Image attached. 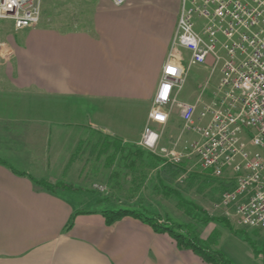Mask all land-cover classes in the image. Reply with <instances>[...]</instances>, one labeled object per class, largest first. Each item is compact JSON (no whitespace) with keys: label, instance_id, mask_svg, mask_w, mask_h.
<instances>
[{"label":"crops","instance_id":"0c3cea01","mask_svg":"<svg viewBox=\"0 0 264 264\" xmlns=\"http://www.w3.org/2000/svg\"><path fill=\"white\" fill-rule=\"evenodd\" d=\"M182 1H42L58 19L13 28L0 55V264H206L167 233L131 217L109 225L78 193L30 179L83 182L70 160L87 134L139 142L171 52L188 65L173 45Z\"/></svg>","mask_w":264,"mask_h":264},{"label":"built area","instance_id":"2783aa9c","mask_svg":"<svg viewBox=\"0 0 264 264\" xmlns=\"http://www.w3.org/2000/svg\"><path fill=\"white\" fill-rule=\"evenodd\" d=\"M39 19V0H0V21H11L15 30L34 28ZM174 44L189 53L188 65L171 52L140 146L171 164L193 157L216 178L228 172L234 188L214 207L242 226L264 229V0H183ZM208 58L212 68L223 62L216 93L203 102V88L193 103L178 102L189 65ZM174 107L181 133L195 137L177 148L159 147L158 128L168 124Z\"/></svg>","mask_w":264,"mask_h":264},{"label":"rangeland","instance_id":"374dc122","mask_svg":"<svg viewBox=\"0 0 264 264\" xmlns=\"http://www.w3.org/2000/svg\"><path fill=\"white\" fill-rule=\"evenodd\" d=\"M42 1H54V3L60 4L68 0H39L40 7ZM40 13L42 19L51 18L52 21L58 19L55 15L51 17L47 13L42 14V10ZM18 35L14 32L11 21H0V55L1 50L5 48V43L17 39ZM222 65L223 62L220 60L214 68H212V63L193 67L184 80L182 90L177 98L178 102L193 103L203 88L202 101H209L213 93L217 91L222 76ZM182 128L178 108L174 107L168 124L158 128L160 133L159 147L172 148L175 146L177 148L184 141L193 140L195 135L193 133H181ZM101 131L103 130L101 129ZM104 137L103 135L87 134L84 140L88 141V145L86 144L87 146L84 147L83 151L74 158V161H77V169L71 171H74L75 175L78 174V176L84 177V183L76 180L75 182H78L76 184L55 180L53 182L59 184L51 188L53 192H59L62 195H72L71 192L78 193V196L84 199V209L100 210L101 213L106 210L115 211L128 209V207L135 209V207L140 208L143 206L148 209L149 213H157L163 223L170 219L172 222L183 225L191 224L196 231L201 233V239L204 241L212 235L211 246L222 252L225 259L232 264H264V229L245 227L238 224L236 218L226 217L214 207L217 200H212L205 194L195 192H190L186 196L201 208V212H198L199 216H207L210 220L205 226L199 222L200 218L191 220L190 217L184 214V210L178 206L174 195L164 194L163 186L157 182L159 168L147 166L144 169L146 178L140 183L134 180L135 176L132 171L122 168L121 161L118 159L120 156L115 157L114 162L108 164L107 157L111 155L112 149H109L108 152L105 151V153L101 152L100 142ZM107 139L108 141L113 140L108 136ZM2 140L4 139L0 138V143ZM135 145L161 160L162 164H169L161 152L151 153L140 146L139 142ZM93 148H96L95 152H93ZM109 148H112V146H109ZM59 160L62 162L63 157L60 156ZM181 163L185 164L187 172H207L200 168L193 157H188ZM56 172L58 171L54 170V173L58 174ZM185 177L186 174L179 176L176 182L172 184V188L182 192ZM223 177L232 179L228 172H225ZM168 225H172V223L168 222Z\"/></svg>","mask_w":264,"mask_h":264},{"label":"trees","instance_id":"16d2710c","mask_svg":"<svg viewBox=\"0 0 264 264\" xmlns=\"http://www.w3.org/2000/svg\"><path fill=\"white\" fill-rule=\"evenodd\" d=\"M87 142L85 140L79 142L75 152L71 156L70 162L76 155L83 151L84 147L88 145ZM100 146L101 152L103 153L112 149L111 155L107 157L108 164L114 162L113 160L115 157L120 156L118 159L121 161L122 168H127L129 171H132L135 176L134 180L140 183L146 178L144 169H146L147 166L159 168L157 172V182L159 185L163 186L164 194L174 195L177 199L178 206L184 210V214L190 217L191 220L200 218L199 222L203 226L207 225L210 218L207 216H199L198 212H201V208L191 201L186 194L190 192L202 193L212 200H218L224 192L234 188V181L232 179H226V176L216 178L209 172H187L185 164L182 163L162 164L161 160L151 156L136 145H124V143L118 139L108 141L107 136H105L101 140ZM109 146H112V148H109ZM183 174H186V177L183 181L182 192H180L177 189H173L172 184ZM30 179L35 185L52 192L53 190L51 188L59 184L43 179H36L32 176H30ZM176 186L179 187L178 184H176ZM102 215L109 225L124 217H131L148 225L156 233H167L172 237L178 249L192 251L194 254L201 257L206 264H232L229 260L225 259L222 252L211 246L212 244H210V241L212 235L208 237L209 240L206 238V241H204L201 239V233L196 231L191 224L183 225L172 222L170 219H168L166 223H163L160 221V216L157 213H149L148 209L143 206L140 208L135 207V209H130L128 207V209H119L115 211L106 210L102 212ZM168 222L172 223V225H168Z\"/></svg>","mask_w":264,"mask_h":264}]
</instances>
